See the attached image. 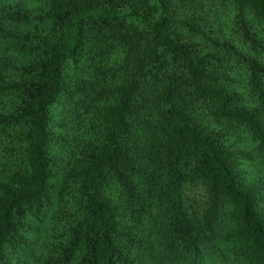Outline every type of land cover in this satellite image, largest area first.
I'll return each mask as SVG.
<instances>
[{
  "label": "trees",
  "instance_id": "trees-1",
  "mask_svg": "<svg viewBox=\"0 0 264 264\" xmlns=\"http://www.w3.org/2000/svg\"><path fill=\"white\" fill-rule=\"evenodd\" d=\"M65 97L83 138L58 173ZM10 248L264 264V0H0V264Z\"/></svg>",
  "mask_w": 264,
  "mask_h": 264
},
{
  "label": "rangeland",
  "instance_id": "rangeland-1",
  "mask_svg": "<svg viewBox=\"0 0 264 264\" xmlns=\"http://www.w3.org/2000/svg\"><path fill=\"white\" fill-rule=\"evenodd\" d=\"M11 1V0H10ZM60 99L51 108V128L54 131L55 141L50 149V156L53 159V164L56 172L63 171L62 169L68 165L73 159L81 147L82 142V127L80 126L81 118L77 117L76 114L72 116L67 110L69 109V98ZM71 104L75 103L71 101ZM80 126V127H79ZM52 233L48 219H45L44 224L40 227L37 226L35 231L36 238V251L40 252L43 246L50 238ZM19 248H10L8 250V261L13 264H33L34 260L31 259L27 263H24L19 256L22 252ZM11 263V264H12Z\"/></svg>",
  "mask_w": 264,
  "mask_h": 264
}]
</instances>
